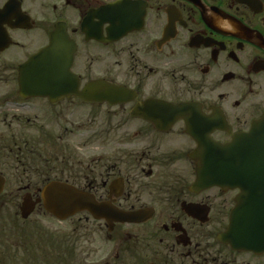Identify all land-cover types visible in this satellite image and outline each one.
<instances>
[{
    "label": "flooded vegetation",
    "instance_id": "obj_1",
    "mask_svg": "<svg viewBox=\"0 0 264 264\" xmlns=\"http://www.w3.org/2000/svg\"><path fill=\"white\" fill-rule=\"evenodd\" d=\"M57 26L76 91L38 95L20 70ZM258 124L264 0H0V203L61 183L142 213L5 230L0 264H264L263 152L230 150Z\"/></svg>",
    "mask_w": 264,
    "mask_h": 264
},
{
    "label": "water",
    "instance_id": "obj_2",
    "mask_svg": "<svg viewBox=\"0 0 264 264\" xmlns=\"http://www.w3.org/2000/svg\"><path fill=\"white\" fill-rule=\"evenodd\" d=\"M66 41L67 37L65 33L57 26L56 31L50 35V45L22 66L20 70V85L22 88L27 87L28 89L34 87V89L38 90V95H46L47 89L51 87L55 88V90H60L61 95H74L76 90H73V88L77 86V82L74 77L69 76L71 59L69 61L66 57L63 48ZM36 65L38 67L37 76L32 73V66ZM96 86L97 84L95 83L89 85L87 87V94H91ZM259 129L260 125H255L249 135L243 139H237L235 143H232L230 150L263 152V155H250V158L256 161L261 159L264 161V141L254 139ZM197 183H208V174L205 173L199 176ZM4 184L5 180L0 176V194L4 189ZM39 203H42L45 212L59 220H65L67 217L78 212H88L95 219H101L103 217L109 218L110 220L108 222L113 225L116 222L140 221L136 218L142 214L141 212L131 214L123 213L115 208L99 205L93 197H90L84 192L77 191L65 184L51 183L40 192V198L35 201L32 200L30 195L23 197L20 206L21 217L27 219ZM241 238L232 240V243L237 246L244 245ZM258 238L261 239V237ZM262 239L264 240V236Z\"/></svg>",
    "mask_w": 264,
    "mask_h": 264
},
{
    "label": "rangeland",
    "instance_id": "obj_3",
    "mask_svg": "<svg viewBox=\"0 0 264 264\" xmlns=\"http://www.w3.org/2000/svg\"><path fill=\"white\" fill-rule=\"evenodd\" d=\"M24 193L25 192H18L15 190L5 191L2 196L3 200L0 203V232L6 230L10 233H16V230H18L17 227H21L20 229H22L23 232L27 231L24 233V236L28 237V241H30V237H34L33 234L38 238L39 235H42V233L46 231L56 229L61 232L63 225L53 220V218L47 215L41 207H39L29 219L25 221L21 220L19 216V206ZM29 193L34 195L35 192ZM38 258L40 259L39 262H42L47 256L44 253L38 252Z\"/></svg>",
    "mask_w": 264,
    "mask_h": 264
},
{
    "label": "trees",
    "instance_id": "obj_4",
    "mask_svg": "<svg viewBox=\"0 0 264 264\" xmlns=\"http://www.w3.org/2000/svg\"><path fill=\"white\" fill-rule=\"evenodd\" d=\"M7 232H9V231H7ZM39 238H41V235H39ZM40 246H42V245H40ZM0 249H1V243H0Z\"/></svg>",
    "mask_w": 264,
    "mask_h": 264
}]
</instances>
